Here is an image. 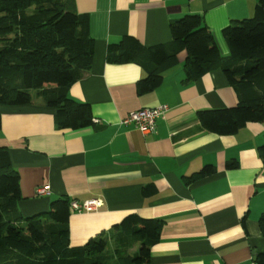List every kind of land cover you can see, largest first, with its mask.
<instances>
[{"label":"crops","instance_id":"obj_1","mask_svg":"<svg viewBox=\"0 0 264 264\" xmlns=\"http://www.w3.org/2000/svg\"><path fill=\"white\" fill-rule=\"evenodd\" d=\"M258 0H75L89 16L95 41L91 68L69 94L92 107L93 124L59 129L55 113L41 97L21 107L0 104V147L10 150L20 174L24 216L48 211L61 196L84 201L101 198L94 211L72 212L70 244L109 236L127 215L164 221L160 240L145 264H254L264 251L259 219L264 213V122H248L237 133L204 129L198 112L233 107L235 88L222 69L186 82L182 50L166 66L154 90L140 94L146 71L136 62L113 63L108 47L125 35L146 46L172 41L171 22L199 14L213 32L221 53L229 55L223 29L254 13ZM166 105L154 131L121 124L130 112ZM237 161L236 168L227 164ZM211 167L204 177H188ZM153 184L156 192L145 195ZM50 193L38 196L39 186Z\"/></svg>","mask_w":264,"mask_h":264},{"label":"trees","instance_id":"obj_2","mask_svg":"<svg viewBox=\"0 0 264 264\" xmlns=\"http://www.w3.org/2000/svg\"><path fill=\"white\" fill-rule=\"evenodd\" d=\"M89 25V16L76 10L75 0H0V104L21 107L37 95L54 111L59 129L93 124L91 105L69 94L94 60L95 41ZM170 30L172 41L153 46L125 35L109 45L108 61L142 65L146 76L137 83L142 94L160 86L163 69L186 50V82L222 69L239 96L236 106L200 110L204 129L232 135L248 122H264V0H258L252 16L223 29L228 56L221 53L199 14L171 22ZM259 153L264 161V143ZM227 166L236 168L238 163L231 161ZM212 171L205 167L187 181ZM155 192L153 184L143 187L145 195ZM22 199L20 174L10 150L0 147V264H145L164 224L161 219L131 213L109 236L72 246L70 197L61 196L48 211L31 216L20 212ZM259 222L264 233V213ZM254 264H264V251L256 253Z\"/></svg>","mask_w":264,"mask_h":264},{"label":"built area","instance_id":"obj_3","mask_svg":"<svg viewBox=\"0 0 264 264\" xmlns=\"http://www.w3.org/2000/svg\"><path fill=\"white\" fill-rule=\"evenodd\" d=\"M167 110L166 105L157 107H145L139 110L130 111L122 120L121 124L133 125L143 133L152 132L156 126V120ZM50 193L49 185L39 186L36 190L38 196H45ZM103 205L101 198H91L84 201L71 200V212H83L98 210Z\"/></svg>","mask_w":264,"mask_h":264},{"label":"rangeland","instance_id":"obj_4","mask_svg":"<svg viewBox=\"0 0 264 264\" xmlns=\"http://www.w3.org/2000/svg\"><path fill=\"white\" fill-rule=\"evenodd\" d=\"M34 93V92H33ZM111 247L108 248V251L110 250Z\"/></svg>","mask_w":264,"mask_h":264}]
</instances>
